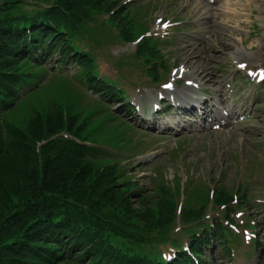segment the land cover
<instances>
[{"label":"rangeland","instance_id":"rangeland-1","mask_svg":"<svg viewBox=\"0 0 264 264\" xmlns=\"http://www.w3.org/2000/svg\"><path fill=\"white\" fill-rule=\"evenodd\" d=\"M52 2L53 0H48V4ZM138 3L146 5L137 21H130L118 12H110L107 7L99 5L104 4L103 0H92L88 3L91 5L86 20L96 26L92 31H95L104 42L103 49L98 53V65L102 74L116 76L115 80H118L121 70L126 79L120 81L125 83L126 89L130 80L133 85H136V81L153 82L152 77H158L161 71L176 65L191 69L188 76L204 77L203 79L216 76L217 82H209V89L205 90L208 98L207 109L208 112L213 111L215 120L210 122L211 118L194 114L187 122L178 124L173 129L171 126L176 124L168 122L169 120L175 117L184 116L185 119L189 117L170 111L161 114L155 124H140L129 111L125 109L119 111L116 104L109 103L110 111H104L102 108L105 105L98 104L99 96L90 90L84 88L85 94L82 89L77 91L75 89L79 86L77 77L73 79L74 85L65 78L54 79L53 83L41 92L34 93L32 99L38 106L41 103L44 109L49 108V103H53L64 111L77 113L80 120L87 119L91 123L86 127L83 136L91 137L88 140L92 142L119 149L107 148L115 156H123L125 154L123 152H131L134 149L123 143L125 139L114 138L117 130L123 134H128L129 130L127 124L116 117L120 112L134 128L140 129L134 133L133 138L146 139L145 143L141 144L142 152L135 155L131 163L122 162L120 159L124 167L133 168L131 171L143 188L150 187V180L148 181L145 176L150 175L151 167L159 161L169 160V152L182 146L180 157L173 162L167 161L165 167L167 178L171 179L174 175L171 185L180 183L179 197L174 193L173 200L180 199L186 211L212 210L217 213L215 214L217 217L221 215L224 224L222 227L231 234L232 241H236L235 244L242 243L240 234L242 240L248 241L244 238L247 231H255L256 236L253 237L260 242V250L257 252H252L254 249L249 246L238 244L232 261L228 260L221 249L214 246L210 251L212 258L207 264H249L248 254L253 261L250 264H260L262 257L264 262V82L258 84L251 80L246 69L264 68V0L132 2ZM22 8L26 10L27 6ZM127 13L132 17L137 14L134 9H129ZM169 18L172 26L159 27L157 30L168 31L169 42H163L162 48L150 46V40L143 38V35L150 38L154 27L158 23H166ZM131 39L137 41L135 46L122 41ZM151 41L161 42L156 39ZM188 76L186 78L190 79ZM48 78L49 81L52 79L50 75ZM178 88L180 95L189 102H192V99H189L187 94L198 93L183 80ZM128 92L134 94V87H130ZM198 94L201 96L204 93L200 91ZM114 108H118L115 114L112 112ZM13 114L17 118L15 122L23 125L31 117L32 112L28 108L27 112L13 111ZM104 114L114 119L108 116L104 120ZM223 120H228V123L216 129L218 123ZM184 124L186 126L182 127ZM145 132L149 135L147 136ZM120 133L117 136H120ZM147 159L150 160V164L146 162ZM177 167L180 168V174ZM222 171L226 172L225 177L221 176ZM212 178L224 179L229 188H214ZM195 217V213L189 216L190 219ZM179 221L183 223L185 217ZM175 233L177 234V232L173 234ZM115 240L120 241L116 237ZM169 245L161 243L155 248L163 250Z\"/></svg>","mask_w":264,"mask_h":264},{"label":"trees","instance_id":"trees-1","mask_svg":"<svg viewBox=\"0 0 264 264\" xmlns=\"http://www.w3.org/2000/svg\"><path fill=\"white\" fill-rule=\"evenodd\" d=\"M90 1L53 0L44 7L0 0V264H166L147 247L167 238L176 215L172 195L179 196L180 183L170 186L161 177L153 193L141 192L121 179L117 164L90 157L85 144L52 138L68 132L87 141L91 137L83 134L91 122L53 103L39 108L31 96L29 103L21 100L38 88V68L58 47L61 61L81 54L75 60L84 68L82 78L100 92L107 89L74 40ZM103 3L113 8L112 0ZM117 12L123 16V10ZM28 108L31 117L16 123L13 111ZM120 132L114 138L122 139ZM194 213L183 211L186 220ZM219 224L199 225L190 243L202 248L213 234L226 242ZM185 253L173 264L192 263Z\"/></svg>","mask_w":264,"mask_h":264},{"label":"bare ground","instance_id":"bare-ground-1","mask_svg":"<svg viewBox=\"0 0 264 264\" xmlns=\"http://www.w3.org/2000/svg\"><path fill=\"white\" fill-rule=\"evenodd\" d=\"M229 2V1H228ZM215 82L216 81V76H210V77H208L207 79H206V81L205 82ZM217 82V81H216Z\"/></svg>","mask_w":264,"mask_h":264},{"label":"snow or ice","instance_id":"snow-or-ice-1","mask_svg":"<svg viewBox=\"0 0 264 264\" xmlns=\"http://www.w3.org/2000/svg\"><path fill=\"white\" fill-rule=\"evenodd\" d=\"M240 67H242V68H243V67H244V65H240ZM166 87H171V85H166Z\"/></svg>","mask_w":264,"mask_h":264}]
</instances>
